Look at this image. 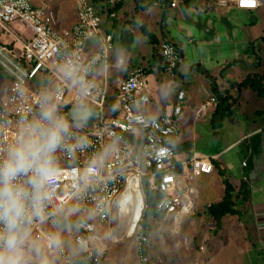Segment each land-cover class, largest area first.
Returning <instances> with one entry per match:
<instances>
[{
    "label": "built area",
    "instance_id": "2783aa9c",
    "mask_svg": "<svg viewBox=\"0 0 264 264\" xmlns=\"http://www.w3.org/2000/svg\"><path fill=\"white\" fill-rule=\"evenodd\" d=\"M122 1L0 0V71L11 85L0 96V161L22 128L40 118L42 106L69 124L55 153L56 174L48 186L46 218H34L24 226L31 234L68 211L78 218L74 237L78 249L61 247L58 255L63 264H107L92 246V237L110 223L114 212L117 219H130L136 254L141 264H147L150 230L143 223L144 180L150 190L163 195L158 215L178 218L194 214L192 180L215 170L216 156L193 153L181 159L177 152L184 92L179 93L170 118L147 115L149 69L128 66L123 70L127 62L116 56L114 22L123 18ZM165 1L158 4L164 7ZM55 2L71 4L75 21L63 24ZM233 4L255 11L264 6V0L251 5L233 0ZM18 25L31 36L22 38ZM159 50L167 70L173 72L179 50L166 41ZM211 102L216 103V97ZM82 108L90 110L88 119L67 118L71 110ZM202 108L206 110V105ZM26 179L21 176L18 182ZM44 237L46 246L52 248L53 237Z\"/></svg>",
    "mask_w": 264,
    "mask_h": 264
},
{
    "label": "crops",
    "instance_id": "0c3cea01",
    "mask_svg": "<svg viewBox=\"0 0 264 264\" xmlns=\"http://www.w3.org/2000/svg\"><path fill=\"white\" fill-rule=\"evenodd\" d=\"M150 1L143 0V8H138L136 12L134 2L124 0L123 18L117 23L115 32L131 29L135 41L130 52H116V56L123 57L127 62L123 70L128 66L149 69L147 79L151 104L146 113L151 117L161 120L170 118L179 93H185L179 117L180 143L191 142L194 153L198 155L208 156L197 150L193 141L202 136V133L198 134L197 126L201 129L206 124L210 126V118L217 106V102H211V97L215 96L213 90L219 96L224 93L226 97L235 98L232 107L238 103L239 109L219 133H233L238 129L241 134L209 157L216 156V160L232 176L249 182L250 200L238 203L239 212L225 216L221 230L214 233L208 207L223 199V179L216 168L210 175L193 179L196 190L194 214L178 218L159 217L150 222V241L159 243L155 248L151 247L152 261L148 264H206L213 259V264H235V252H239L240 256L257 254L264 259V189L255 188L260 181L264 182V121L256 117L259 112L264 113V98L259 99L249 90L240 91L239 87L249 75L263 72L264 6L246 11L235 7L233 0H166L165 7L157 4L147 9L145 6ZM173 1L176 3L174 7ZM68 5L65 13L69 15L64 16L70 19L71 24L76 17L73 6ZM143 24L147 25L160 45L164 41L170 42L183 52L184 61L177 72L160 71V66L155 64L154 52L160 53V45L154 47L150 44L141 32ZM199 67L203 74L198 71ZM203 105H206V110ZM244 141L248 142L249 149L241 150L242 146L240 153L239 150L234 153ZM250 214L256 239L248 228L247 216ZM115 218L117 226L112 223ZM124 219H117L114 212L110 223L99 227L96 238L92 237V246L102 254L107 264L138 263L133 227L129 218L130 223L124 224ZM168 241L172 243L168 244ZM251 241H260L261 244ZM28 243L31 241H26L24 245ZM63 248L76 250L78 246L73 239L72 249ZM168 254H171V262Z\"/></svg>",
    "mask_w": 264,
    "mask_h": 264
},
{
    "label": "clouds",
    "instance_id": "9594fccd",
    "mask_svg": "<svg viewBox=\"0 0 264 264\" xmlns=\"http://www.w3.org/2000/svg\"><path fill=\"white\" fill-rule=\"evenodd\" d=\"M74 119L85 121L79 109ZM69 132L63 117L42 106L40 118L26 124L0 161V264H22V246L28 237L24 227L34 218H46L48 186L56 174L55 153ZM26 177L19 183V177ZM27 185V186H26Z\"/></svg>",
    "mask_w": 264,
    "mask_h": 264
},
{
    "label": "trees",
    "instance_id": "16d2710c",
    "mask_svg": "<svg viewBox=\"0 0 264 264\" xmlns=\"http://www.w3.org/2000/svg\"><path fill=\"white\" fill-rule=\"evenodd\" d=\"M128 1V0H126ZM130 1V0H129ZM166 3V2H165ZM124 6V0L120 3L119 8ZM135 11L138 12L139 9L135 8ZM118 21L114 22V27L116 28ZM142 34L148 38L151 45L158 47L160 45L157 38L148 30L147 25L143 24L140 27ZM135 37L130 29H123L119 31L116 35V42L118 50L130 52L134 45ZM170 43V42H168ZM173 47L178 49L175 45L170 43ZM154 61L156 65L160 66V71H166L168 65L165 63L164 58L157 51L154 52ZM163 65V67H161ZM261 68L263 72L260 74H252L246 77L242 83L239 84L240 91L249 90L257 95L259 99L264 98V58H261ZM198 71L203 74L204 71L201 70V67L198 68ZM234 88V87H233ZM214 89V88H213ZM215 97L217 99V106L212 113L210 118V126L212 132L215 136L219 134V131L223 129L226 122L236 114V111L239 109L238 103L235 104V107H232V104L235 102L233 96L226 97L224 93H221L219 96L215 89L213 90ZM114 102V100H111ZM256 117L262 118L264 121V113L259 112L256 114ZM264 133V127H263ZM177 152L179 155L191 157L194 153V149L191 142L180 143L177 146ZM214 167L218 170L220 176L223 179L225 186V193L223 199L215 204H212L208 207V213L212 221L213 232L218 233L223 225V218L227 215H236L238 203L244 204L250 200V184L248 181L243 179H238L232 176L217 160H213ZM181 166H179V172ZM143 192L146 198V210L143 218V223L146 226H149L150 222L154 219H158L160 216L157 213V204L162 199L163 195L159 192L150 190L148 181L145 179L143 183ZM161 218V217H160ZM55 219L60 220L61 218L56 217ZM61 221L62 225H68V221ZM74 223L69 225L77 226L80 223L78 218H75Z\"/></svg>",
    "mask_w": 264,
    "mask_h": 264
},
{
    "label": "rangeland",
    "instance_id": "374dc122",
    "mask_svg": "<svg viewBox=\"0 0 264 264\" xmlns=\"http://www.w3.org/2000/svg\"><path fill=\"white\" fill-rule=\"evenodd\" d=\"M54 6H56V11L61 16L62 23L63 24L65 23L66 25L70 24L69 23L70 19L67 16H64V14L65 15L68 14V13H65L66 9H69L68 3L55 2ZM67 12H68V10H67ZM242 12H244V11H242ZM18 26L21 27V29H20L21 37L22 36H24V37H30L31 36L30 32L27 29L23 28L22 25H18ZM10 86L11 85H10L8 78L6 77V75H4L0 71V96H4L5 94H7L8 91L10 90ZM213 97H215V96H213ZM183 107H184V104H182V109H183ZM75 110H77V109L71 110L68 113L67 118L69 120L76 121V119H74ZM79 110L87 113V119L90 117L91 113H90L89 109L82 108ZM202 128L203 129H201L200 127L197 126V128H196L197 132H198V134L202 133V136H201V138L199 136L198 141L194 140L193 144L195 145L197 150L207 154L208 156H211L214 153L219 152L223 146H226V145L232 143L233 140H235V138H237L241 134V130L239 131L236 128L237 130H235L233 133L232 132L231 133L220 132L217 136H215L212 133L210 126L208 124H206V126H204ZM247 144H248V142L244 141L241 146H238V148H236L234 153L236 151H238L240 149V147H242V146L244 148L241 150L247 151L249 149V145H247ZM241 150H239L238 153H240ZM253 151H255V150H253ZM234 153H233V155H234ZM252 158H254V156H252ZM262 180L264 181V176H263ZM255 188L264 189V182L260 181L258 184L255 185ZM68 213H71V212L68 211ZM68 213L66 212V213L61 214V216L59 217V218H61L60 220L68 221L69 224L74 223L73 221L76 217H74L73 215H69ZM247 218L249 219L248 220L249 231L253 235V237L256 239V237H257L256 232L252 226V215L251 214L248 215ZM60 220L52 219L50 221H46L45 223L42 224V226L39 230H35L31 234L28 233V237H27L26 241H31V243H28L27 246L26 245L22 246V253H23L22 264H63L60 261V258L58 255V251H59L58 249L60 247H68V248L72 249V240L74 239L75 235L77 234V231H76L74 225H69V224L68 225H62ZM117 221L118 220H116V218H115L112 223H115V225L117 226V224H118ZM165 222L166 221H164L163 224ZM125 223H130L127 218L124 219V224ZM167 223H169V222H167ZM44 235H50L53 237L54 242L52 244V248L49 249L48 247L45 246L46 245L45 244L46 239H45ZM251 242L255 243V244L260 243V241H251ZM156 243H159V241H150L149 262L152 261L151 251L153 248H155ZM167 243L171 244L172 241H168ZM151 247H152V249H151ZM168 247H171V246L169 245ZM226 247H227V245H226ZM168 255H169V262H171L172 261V257H170L171 254H168ZM136 256H137V254H136ZM235 259H236V261H235ZM137 260H138L137 264H141L138 256H137ZM213 260L211 262L208 261L206 264H213L212 263ZM233 260H234L235 264H264V259H261L257 256V254H252V253L244 254V256H240L239 252L238 253L235 252ZM225 264H227V263H225Z\"/></svg>",
    "mask_w": 264,
    "mask_h": 264
},
{
    "label": "water",
    "instance_id": "95a60500",
    "mask_svg": "<svg viewBox=\"0 0 264 264\" xmlns=\"http://www.w3.org/2000/svg\"><path fill=\"white\" fill-rule=\"evenodd\" d=\"M133 2H134V4L137 6V8H139V9H142L143 7H141V3H142V1L143 0H132ZM159 3V0H151L145 7L147 8V9H152L153 8V5H157ZM159 5V4H158ZM160 6V5H159ZM160 7H162V6H160ZM165 7V6H164ZM163 18H164V15L162 16V18H161V21H160V24H161V27L163 26L162 25V22H163ZM180 52V51H179ZM183 61H184V54H183V52H180V60H179V62L177 63V65H176V67L174 68V72H177V69H178V67H179V65L181 64V63H183Z\"/></svg>",
    "mask_w": 264,
    "mask_h": 264
},
{
    "label": "snow or ice",
    "instance_id": "6c2138e0",
    "mask_svg": "<svg viewBox=\"0 0 264 264\" xmlns=\"http://www.w3.org/2000/svg\"><path fill=\"white\" fill-rule=\"evenodd\" d=\"M254 3V0H242V4L244 5H251Z\"/></svg>",
    "mask_w": 264,
    "mask_h": 264
}]
</instances>
